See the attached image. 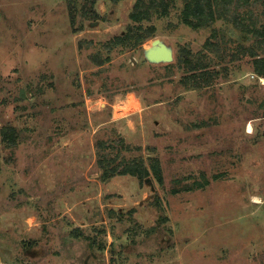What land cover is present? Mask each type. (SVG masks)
<instances>
[{"label": "rangeland", "instance_id": "1", "mask_svg": "<svg viewBox=\"0 0 264 264\" xmlns=\"http://www.w3.org/2000/svg\"><path fill=\"white\" fill-rule=\"evenodd\" d=\"M137 1L0 0V264H264V40L186 25V0L135 23ZM99 149L163 182L105 179Z\"/></svg>", "mask_w": 264, "mask_h": 264}, {"label": "trees", "instance_id": "2", "mask_svg": "<svg viewBox=\"0 0 264 264\" xmlns=\"http://www.w3.org/2000/svg\"><path fill=\"white\" fill-rule=\"evenodd\" d=\"M111 1L117 4L121 0ZM259 1L264 3V0H186L182 12V20L186 25L194 28L210 27L218 20H227L233 22L234 25L243 32L254 34L258 38H262L263 41L264 24L259 27L254 18L253 10L249 9L252 5L255 6ZM166 2L167 1L165 0H138L134 5L132 13L130 14V19L135 23H141L142 21L150 18L153 10H159L162 8L163 13H166L168 8ZM246 8L248 10H245V12L242 13L241 11ZM246 19L250 21V24H245ZM215 33H213V35ZM153 35L154 32L151 29L143 31V27L139 26L136 28H130L127 34L122 37H118L116 40L125 42L128 39H134L135 43L143 44L145 41L151 39ZM253 55L254 54L252 53V56ZM177 64L180 67L186 66L189 71L194 72L192 77L198 87H201V84L204 85L202 87L210 85L209 83L211 79L205 78L204 75V70L207 67L206 64L202 62H195L191 57L187 56L183 59L181 55L177 57ZM169 67L173 66L170 64ZM254 68L255 73L259 77H264V59L256 56L254 60ZM196 71H201V74L196 73ZM201 79L203 80L202 83ZM5 139L11 143L15 142L13 134L6 136ZM99 145L103 148L105 146L103 143H100ZM120 147L122 150L123 148L126 150L130 149V147L124 145L122 141H120ZM138 149L140 150V148ZM99 163L101 169L103 170L102 177L105 179H109L115 175H132L138 177L139 180H143V178L149 176L150 171H152L156 178L161 183L163 182L162 170L158 160L153 161L149 169H147L144 167L142 160L137 161L133 159L129 161L128 165H124V167L119 170L118 165L113 166L115 165V158H112L108 152L102 153L99 149Z\"/></svg>", "mask_w": 264, "mask_h": 264}, {"label": "water", "instance_id": "3", "mask_svg": "<svg viewBox=\"0 0 264 264\" xmlns=\"http://www.w3.org/2000/svg\"><path fill=\"white\" fill-rule=\"evenodd\" d=\"M154 42H159V45L148 52L149 60L152 62H172L174 59L173 52L158 39H155Z\"/></svg>", "mask_w": 264, "mask_h": 264}, {"label": "bare ground", "instance_id": "4", "mask_svg": "<svg viewBox=\"0 0 264 264\" xmlns=\"http://www.w3.org/2000/svg\"><path fill=\"white\" fill-rule=\"evenodd\" d=\"M158 40L161 42L160 39H158ZM151 43L154 46V48H156L159 45V42L155 43L154 41H152ZM261 80H262V83H264V77H261ZM248 129H249V131H248L249 133H253V126L251 124L248 125ZM256 201H258V200H256Z\"/></svg>", "mask_w": 264, "mask_h": 264}]
</instances>
